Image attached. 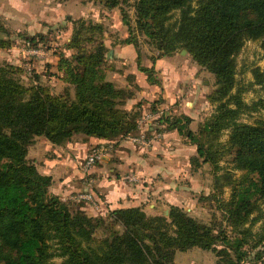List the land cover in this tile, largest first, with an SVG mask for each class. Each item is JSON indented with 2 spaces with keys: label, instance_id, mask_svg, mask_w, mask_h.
<instances>
[{
  "label": "trees",
  "instance_id": "16d2710c",
  "mask_svg": "<svg viewBox=\"0 0 264 264\" xmlns=\"http://www.w3.org/2000/svg\"><path fill=\"white\" fill-rule=\"evenodd\" d=\"M100 1L110 8L127 2ZM194 1L136 0L137 25L162 55L186 50L215 78L216 88L208 99L216 110L198 132L190 128L192 118L184 113L167 117L164 129H177L197 145L199 157L215 170L223 156H233V169L242 171L233 181L227 173L232 181L227 222L234 235L216 233L176 205L168 217L148 216L141 207L91 216L82 209L72 210L68 201L50 191L52 177L27 157L34 136L45 134L63 146L77 134L113 140L141 130L138 113L120 107L133 94L105 78L109 49L103 25L79 21L66 45L76 52L64 59L74 94L68 89L54 94L35 81L26 85L19 77L21 67L11 63L0 67V264H52L55 257L62 258L60 264H175L178 251L193 247L216 252L217 264H242L251 233L245 225L250 221L251 225L262 221L253 246L264 245V211L257 203L264 198V120L253 124L239 120L245 111L264 108V99L248 104L240 89L233 91L237 55L246 41H264V0H197L195 6ZM175 10L180 14L172 23ZM28 40L37 43L36 37ZM85 42L92 46L88 49ZM10 46L0 37V48ZM142 70L150 83H158L153 68ZM253 75L264 91V70L257 67ZM224 130H230L229 138L221 143ZM201 136L209 139V146Z\"/></svg>",
  "mask_w": 264,
  "mask_h": 264
},
{
  "label": "rangeland",
  "instance_id": "374dc122",
  "mask_svg": "<svg viewBox=\"0 0 264 264\" xmlns=\"http://www.w3.org/2000/svg\"><path fill=\"white\" fill-rule=\"evenodd\" d=\"M135 2L136 0H127L119 7L110 8L100 0H5L4 4H0V37L10 42L11 46L0 48V67L7 63L15 64L7 50L15 44L19 48V55L23 48L27 50L29 57L26 59L27 61L23 59L24 63L27 62L25 66L19 65L22 68L19 77L24 84L31 85L35 81L49 88L54 94L64 93L66 89L74 94L73 85L70 84L71 76L66 74L69 64L64 59H71L76 50L68 49L66 45L72 39L74 29L79 27V21L103 25L104 37L109 49L107 63L103 68L107 69L105 78L112 81L116 88L133 94L120 107L138 113V128L140 127L143 132L137 134L141 131L138 129L123 138L102 139L103 142L99 143H95L93 140L88 142L90 137L94 136L77 134L65 145L56 146L63 147L62 150H65L67 154L68 152L73 154L80 162L82 173L86 172L87 174L105 157L118 150L120 141L124 140L130 141L139 150L143 147L140 150L142 153L150 152L146 149L153 147L155 155L148 153L149 157L168 159L169 153L172 154L171 159H175V162L171 163L173 166L169 169L176 172L177 175H173L167 183L171 190L166 191V200L164 201L163 196L148 197V199L140 201L138 206L133 207H141L148 216L162 215L168 217L171 206L176 205L185 209L199 221L211 225L216 233L223 231L232 236L234 233L227 222L226 203L232 194L231 183L233 179L242 174V171L233 169V156H223L219 161L220 169L215 170L210 163H204L203 158L199 157L197 145L193 143L191 147L185 145L190 141L181 135L177 129L174 130L179 136L175 135V138L171 139L172 141L169 140L170 133L162 135L160 132L161 129L167 127L165 121L167 117L171 118L183 113H189L192 116H190L192 121L189 126L194 131L198 130L199 125L216 110V104L208 99V95L216 88L215 78L213 74L202 69L197 63L195 64L188 52L185 53L181 49H177L171 55H162L156 44L139 29ZM196 3L197 0L193 2V5H197ZM172 13L170 22L175 23L180 12L175 10ZM88 34L90 33L88 32ZM32 36L36 37L37 43L30 42V45H27L28 38ZM127 39L132 40L133 43L126 44L124 41ZM83 45L88 49L92 46L86 42ZM46 53H50L52 59L50 61L52 62L40 63L39 56L42 57ZM30 62L33 64L30 65ZM236 62V87L233 91L236 92L240 89L242 98L248 104L264 99V91L260 85L255 83L253 75V70L257 67L264 70V41H246L243 49L236 57ZM157 63H161L158 64L159 71L156 70ZM73 65L74 62H72L71 67ZM144 67L154 69L152 77L156 78L158 83L152 84L148 81V75L142 70ZM199 70L200 72L197 74ZM163 84L170 85L171 92L176 96V102L171 104L163 100L165 90ZM159 109H163L165 114L157 113ZM239 120L252 124L258 120H264V108L245 111L241 113ZM229 133L230 130H224L219 141L221 143L227 142ZM136 134L138 136L144 135L148 144H139V142L133 141L131 137ZM158 134L161 136L154 139V143L150 145L149 140ZM208 140L206 136H201V141L206 142L205 146H209ZM217 141L215 140V142ZM106 142L114 144L113 150L86 171L84 162L91 150ZM174 142L176 143L173 144ZM176 145L175 150L172 149V146ZM47 151L50 152L51 150ZM134 159L136 158L134 157ZM227 173L232 175V181L228 180ZM83 175L81 181L84 184L80 186L81 191L76 192L72 198L67 200L74 211L83 206L91 205L86 200L80 201L76 196L84 194L86 191L96 194L92 177ZM126 175H120L121 179L124 176L125 184L126 181H130ZM88 177L89 179L85 181ZM130 178L132 183L136 184L137 177L131 175ZM146 185L145 183L143 186ZM130 187L129 189L123 187L122 192L131 199L140 197L142 200V193L138 194L133 189L136 186ZM98 200L100 201L99 197ZM131 203L135 202H124L122 205ZM257 203L259 209L264 211V198ZM150 204L154 205L150 206ZM93 208L95 210H92L89 215L103 217H107L108 213L115 209L102 210L101 201L97 207ZM255 215H257L256 211L253 213V216ZM245 226L251 227V233L247 237L248 243L243 247L246 257L241 263L264 264V245L253 246L258 241L257 233L261 231L262 221L254 225H251L250 221ZM101 235L102 230L98 232V236ZM236 235L238 234L236 233ZM221 245L219 241L218 249L222 248ZM218 260L219 257L216 252L199 247H193L187 251H178L174 258L175 264H217ZM61 261L62 258L55 257L52 264H60Z\"/></svg>",
  "mask_w": 264,
  "mask_h": 264
},
{
  "label": "crops",
  "instance_id": "0c3cea01",
  "mask_svg": "<svg viewBox=\"0 0 264 264\" xmlns=\"http://www.w3.org/2000/svg\"><path fill=\"white\" fill-rule=\"evenodd\" d=\"M4 2L5 0H0V4H4ZM7 50L10 52L11 57L15 61L13 62L17 64V66H25L27 64V62H23V59L27 61L26 59L29 58L26 49L24 50L22 48V53L20 55L19 48H17L15 44ZM39 58L40 63L52 60L50 53H46V55H43L42 57L39 56ZM29 64L32 65L33 63L30 62ZM158 64L160 65L161 63L156 64V70L159 69ZM163 89H165L163 93V100L171 104L176 102V96L171 92L170 85L168 86L167 84H163ZM186 114L191 116L189 113ZM160 132H162V135H167L170 133V141L175 138V135L179 136L175 130L170 131L161 129ZM91 140H93L95 143L103 142L102 139L97 137H90L88 142L90 143ZM33 141V144L29 147L27 157L28 159H31L35 162L38 170L42 174L52 177L50 191L58 195L61 199L67 201L69 198H72L76 192L81 191L80 186L84 184L81 180L83 179V174H85L92 177L94 181V186L96 187L95 192L100 198L102 210L138 206L137 204H139L140 201L148 199V197L152 198L153 196H163L165 201L167 198L166 191L171 190L167 183L170 181V178L176 174V172H173L169 169L171 166H173L171 163L175 162V159H171L172 154L169 153L168 159H160L159 157L153 156L149 157L148 153L155 155L153 147L146 149L150 152L142 153L140 150L143 149V147L139 150L137 146L133 145L128 140L120 141L121 144L118 146V150L113 152L112 155L109 154L102 162L91 168V172H88V174L86 172L82 173L80 162L79 160L77 161L73 154L69 152L67 154L65 150H62L63 147H58L51 143L45 134L34 136ZM153 143L154 142H152V144ZM175 143L176 142L173 144ZM185 145L191 147L192 144L187 142ZM176 147L177 145L172 146V149L175 150ZM47 150L51 151L49 152ZM134 157L136 159H134ZM130 171H132L133 174ZM121 174H127L126 177H128L130 181H126L127 183L125 184L123 179L124 176L121 179ZM131 175L137 177L138 180L136 184L132 183L130 178ZM117 177H120V179H117ZM88 179L89 177L86 178L85 181ZM145 183L147 185L143 186ZM130 186H136L133 187V189L138 194L142 193V200H140V197L138 199H131L127 194L122 192L124 190L123 187H127L129 189L131 188ZM129 191L132 192L131 190ZM136 196L139 195L136 194ZM117 202H119V204H116ZM124 202L135 203L122 205ZM151 205L154 204H150V206ZM81 209L85 210L88 214H90L92 210H95L93 207H91V205L83 206Z\"/></svg>",
  "mask_w": 264,
  "mask_h": 264
},
{
  "label": "built area",
  "instance_id": "2783aa9c",
  "mask_svg": "<svg viewBox=\"0 0 264 264\" xmlns=\"http://www.w3.org/2000/svg\"><path fill=\"white\" fill-rule=\"evenodd\" d=\"M27 45H30V42H27ZM31 52H36V51H31ZM159 112L162 113L163 115L165 114V111L163 109H159L157 113ZM160 136L161 134H158L157 136L153 137V139L149 140L150 145L152 144L154 139ZM131 139L135 142H139V144H148V141L147 139H145L144 135H140V136L135 135L131 137ZM113 148H114V144L110 142L101 143L100 145L94 147L84 162V168L86 169V171H88L91 167H93L97 162L101 161L108 153H110V151L113 150ZM76 198L79 200H84V201L86 200L93 207H97V204L100 202L98 200L97 195L90 191H86V193L76 196Z\"/></svg>",
  "mask_w": 264,
  "mask_h": 264
},
{
  "label": "water",
  "instance_id": "95a60500",
  "mask_svg": "<svg viewBox=\"0 0 264 264\" xmlns=\"http://www.w3.org/2000/svg\"><path fill=\"white\" fill-rule=\"evenodd\" d=\"M183 52H185V53H186L187 51H186V50H183Z\"/></svg>",
  "mask_w": 264,
  "mask_h": 264
}]
</instances>
